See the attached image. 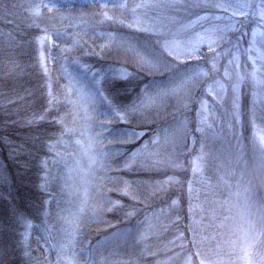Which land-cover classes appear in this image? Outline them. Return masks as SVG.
<instances>
[{"label": "rangeland", "instance_id": "374dc122", "mask_svg": "<svg viewBox=\"0 0 264 264\" xmlns=\"http://www.w3.org/2000/svg\"><path fill=\"white\" fill-rule=\"evenodd\" d=\"M81 1L104 4L77 16L70 10H59L62 17L69 19L68 24L36 39L47 111L56 122L63 118L64 123L57 122L60 129L46 141V147L22 142L16 149L22 155L33 150L46 152L37 160L43 173L41 186H54L56 191L45 200L44 226H39L44 229L52 252L50 264H180L176 260L181 249L177 216L173 218L166 205L147 207L148 196L145 198L143 193L153 183L139 175L151 163L170 164L176 154L174 141L183 127L182 122L167 125L161 139L156 131L146 129L148 123L168 110L172 112L174 106L175 111H180L188 99L189 87L190 91L197 88L193 80L205 79L208 74L199 66L188 72H173L174 66L166 63L159 51L182 63L196 60L204 51L215 52L210 60L216 73L204 83L196 112L197 131L208 144L218 138L224 144L241 148L239 102L247 77L252 107L257 113L252 135L256 150L264 155L260 144V136L264 135V84L258 83L264 81V26L254 15L264 0H197L213 5V10L188 22L168 8L186 0H146L154 6L136 12L132 9L142 0ZM241 3L252 7L240 9ZM45 4L54 6L52 10L57 7L52 1ZM121 4L127 7H120ZM216 4H224L227 10L215 7ZM233 9L248 15L233 16ZM105 13L111 18L106 19ZM96 18L102 21L92 22ZM115 20L122 27L147 36L152 46L142 38L105 28L109 24L103 21ZM254 30L257 34L253 42ZM232 33L240 40L224 49L221 44L228 43ZM200 36L215 39L213 50L203 42L195 56L186 55V49ZM165 41L169 42L167 48ZM127 65L151 77L128 105L109 88L111 81L135 76ZM164 75L168 77L162 78ZM65 127L70 131L65 132ZM30 134L31 139H39L40 134ZM155 139L158 142L153 144ZM198 153L193 156V165L200 173ZM0 173L4 178L0 179L6 182L8 174L3 166ZM176 181L171 176L158 179L156 184L168 187ZM197 195L195 191L194 197ZM197 208V223L202 227L205 211L198 202ZM21 222L22 243L26 245L34 224L27 217ZM255 238L244 242L248 264L264 262L263 241L259 236ZM162 248L166 250L161 251Z\"/></svg>", "mask_w": 264, "mask_h": 264}, {"label": "trees", "instance_id": "16d2710c", "mask_svg": "<svg viewBox=\"0 0 264 264\" xmlns=\"http://www.w3.org/2000/svg\"><path fill=\"white\" fill-rule=\"evenodd\" d=\"M49 1L56 3L55 10L42 8ZM101 4L104 3L89 4L81 0H0V166L9 175L8 179L6 174V182L0 179V264H50L52 256L44 229L40 228L44 226L45 200L50 192L56 191L54 186L49 189L41 186L43 173L37 160L46 154L45 149L24 155L16 151L17 144L22 142L46 147V141L60 129L52 113L47 111L44 77L37 64L36 39L45 33L53 34L68 24L69 19L62 17L59 10H70L77 16L82 11L97 10ZM37 5H41L38 16L33 14ZM212 6L186 0L168 8L173 15L188 22L211 12ZM101 21L96 18L92 22ZM103 22L109 24L104 25L105 28L131 38H142L149 47L152 46L147 36L122 27L119 21ZM239 40V36L232 33L230 41L222 42L221 46L229 48ZM159 53L166 63L174 66L173 72H188L199 66L206 69L208 77L193 80L197 88L190 91L189 87L188 99L180 111H175L174 106L172 112L162 113L147 125L146 129L156 131L161 139L167 125L182 122L183 126L174 141L176 154L170 164L151 163L139 175L153 183L150 190L143 193L145 198L148 196L150 206L147 207L166 205L173 218L177 216V225L181 227V249L176 260L180 264L183 261L187 264H248L246 239L259 236L262 247L264 245V155L256 150L252 135L257 113L252 107L250 81L245 78L240 93L241 148L224 144L218 138L208 144L197 131L196 112L204 83L216 73L210 60L215 52L204 51L196 60L183 63L164 52ZM127 66L135 76L129 80L111 81L109 88L117 99L128 105L151 77ZM30 132L41 136L31 139ZM197 151L200 173L193 165ZM171 176L177 178L176 183L168 187L157 186L158 179ZM0 177L3 178L1 173ZM174 200L177 205L172 204ZM197 202L205 211L202 227L197 223ZM25 217L34 224L26 245L21 237V220Z\"/></svg>", "mask_w": 264, "mask_h": 264}, {"label": "snow or ice", "instance_id": "6c2138e0", "mask_svg": "<svg viewBox=\"0 0 264 264\" xmlns=\"http://www.w3.org/2000/svg\"><path fill=\"white\" fill-rule=\"evenodd\" d=\"M119 6L120 7H127L126 4H121ZM152 6H154V5L146 2V0H142V2L139 3V4H136L133 7L132 10H133V12H136L137 9L147 8V7H152ZM214 6L215 7H218V8H223L224 10H227V7L224 4H216ZM40 7H41V5H37L36 6V9H35V11L33 13L34 15H37V16L40 15V11H39L40 10ZM43 7H48L49 8V11H52V7H54V6H49V5L45 4V5H43ZM251 7H252V5L250 3H241L240 6H239L240 9L251 8ZM232 15L233 16H247L248 13L247 12H244L242 10L233 9ZM254 15H258L259 16V23H260V25L264 26V4H261L260 6H258L257 12L254 13ZM105 18L106 19H110L111 17H109L107 15V13H105ZM256 34H257L256 30H254L253 31V42L255 41ZM44 39H48V37L45 36ZM203 42H207L208 43V46H209V50H213V45L215 44L216 41H215V39L212 36H207V37L200 36L198 38L197 42L191 44L186 49L185 54L188 55V56H190V57L195 56L196 53H197V51H198L199 44L200 43H203ZM168 43H169L168 41H165V47L166 48L168 47ZM173 43H175V42H173ZM249 51H252V49L249 48ZM249 58L251 59V57H249ZM252 76H253V79L256 78L255 77V72L252 73ZM258 83L264 84V81H258ZM162 94H164V93H162ZM142 106L143 105H141V107ZM133 110H136V108L134 107ZM57 122L63 125V123H64L63 118H61ZM68 131H70V129H68L67 127H65V132H68ZM62 135H63V133H62ZM157 142H158V139H155V140H153L152 143L155 144ZM260 144H261L262 147H264V135H261L260 136ZM125 192H127V188H125ZM173 203L175 204V201H173ZM202 264H203V262H202Z\"/></svg>", "mask_w": 264, "mask_h": 264}]
</instances>
